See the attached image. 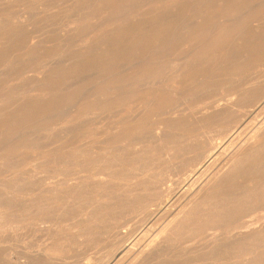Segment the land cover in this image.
Here are the masks:
<instances>
[{"label": "bare ground", "instance_id": "obj_1", "mask_svg": "<svg viewBox=\"0 0 264 264\" xmlns=\"http://www.w3.org/2000/svg\"><path fill=\"white\" fill-rule=\"evenodd\" d=\"M72 2V6L69 9L70 14L76 13L78 17H81L80 15L82 14L85 15V17L88 16V19L91 18V25L93 24L91 30L93 31L91 32L90 30L89 32L86 30L89 34L84 39H80V50H78L74 56L64 57L63 63L60 66L49 67V64L51 63H47L49 69L46 70L44 68L46 71L44 70L45 73L43 74L44 76L42 75L43 78L39 79V76H37L39 80L36 83V89L31 88L34 86H30V89L26 87L27 90L24 88L23 92H21L22 89L21 91H18L19 93L16 91L17 96L9 99L13 96L11 94H13L12 92L14 91H12L10 93L11 97L9 96L8 98L9 100L5 99L0 92V121L3 120V122H0V127L3 126L2 128H4L9 125L16 118L17 114H19V116L23 115L24 117H29L31 108L37 107L38 104L40 105V98L47 102L48 98L55 96V93L62 89V84V86L65 84L66 89L67 80L69 81L72 79L76 70L85 72L92 69L94 71V67L102 65L103 63L105 64V62L109 63L113 61L112 64L116 62L119 64V61L117 60L127 59L125 63L121 64V67L119 66L120 68L118 67L119 71L122 72L121 77H115L118 75L116 72V75L114 76L115 78H113L114 72L111 71V69L113 70V68H111L113 65L110 64L111 66L107 67L109 71L105 67L107 72L105 74L106 76L104 74L105 77L101 75L103 78H107L106 81H109L106 83L105 88H103V86H101L100 89L96 88L106 82L103 78L104 82L102 81L99 86L96 82L94 83L93 80L90 84H96L95 86H92V84L91 86L90 84L87 86L84 85L85 87L80 89V96H77L75 100L73 99L69 103L64 104L65 110L63 109V113H66V117L64 118L65 121L60 125L64 128L63 133H65V136H68V133H71V130L68 132L70 128L69 123L73 122V119L78 118L79 120L81 119L80 121L78 120V123L80 124L82 118L79 117L89 115L85 108H93V111H91L90 114L98 116V118L95 117L98 122L99 118L102 119L100 115L104 113L103 111L106 107L105 102L112 101L111 103L115 106L112 109L116 113L120 114L121 112L120 115L122 116H120L121 118L119 117L120 119L117 118L118 120L113 121L112 129L115 131L120 129V131L115 136H104V139L94 141H87L83 134H78L80 138L77 143H75V141L71 142L70 140L72 139L70 138V140L64 141L59 146L50 144V146H41V149L37 151L32 150L33 152H31L30 150L28 153L26 151L24 153V155L27 153L25 158L23 160L22 158L19 159L20 164L17 162L18 157H15L16 159L14 158L11 161L9 160L10 162L16 160L15 162L18 163L17 165H19V169H15L13 165H9L10 163L8 164L6 160L17 155L12 154L13 151L19 149L26 150L28 148L27 142L23 143V140L27 136L29 137V135L31 136V134H34L35 132L33 131L35 130L29 128L26 125V122L21 124L20 127H11L12 130L11 133H9L10 135L8 137L4 136L3 139H0V170L4 174V178L0 180V234L2 235L9 230L11 232L14 230V232L17 231L18 233L17 229L26 225L27 227L28 225H33L38 230L45 231L48 235L50 234L53 237L58 235L56 243H53L52 245L49 244L50 246L46 247L43 246L42 250L40 248L38 256L27 257L28 259H25L24 261H22L23 259L15 260L12 256H8L9 250L3 249L0 245V264H46L48 259L50 260H48V264L49 262H52L53 264V261L56 260L53 258L63 251L62 249H64L63 247L66 245L64 242H68L70 239L68 238L70 232L64 233V231H62L65 230V227H63L62 224L63 222L66 223V221H69L70 219L71 223L70 225L67 224L68 226L66 227L73 230V235L71 236H74V238L77 239L84 237L85 239V236L88 238L89 236L92 237V234L97 232L99 234V232L109 227L108 225L112 226V224L116 223L117 221H113V219L118 217L116 214L118 215L119 212H127V214H129L128 211H142L145 214V218H149L150 214L151 216L153 215L152 213L154 211H151V207L154 205L158 206L157 212H155L157 215H154L158 222L163 217L165 218V221L159 226L160 228L158 227L159 229L157 233H154L152 236L153 238L142 248L137 247L138 245L140 247V244H138L140 239H138V243L136 240L138 237H135L136 239L132 237L136 240L132 245H130L132 240L129 245H124L126 235H121L117 241L114 240L115 243H113L111 247L112 249L109 252L107 251L110 260L112 257V260H115L114 262L116 264H120V262L129 258H131L130 264H264V213L261 217L259 216L263 219V224L260 226H252L249 224V220L245 219L252 210L259 208L264 211V116H262L263 113H259V111L264 112V81H259V79L257 80L255 78L257 81H252L253 83L251 82L249 86L246 85V87L244 84L245 87L242 86V89H239L240 93H238L240 96H238L239 98L237 97L238 100L236 102L230 103L229 99L231 97L227 100V103L225 102V105L223 102L219 104H217V102L212 107V111H209L206 114L203 113L199 118L195 117V119L190 121L186 119L188 120L186 121L183 118L180 119L181 117L178 118L174 116L176 119L171 117L174 120H169L170 123L169 121L157 122L156 127L153 130V132H155L153 133L154 138L152 139L145 136V133L143 134V132H140L143 135H138L136 136L137 138H135V141H130V138L125 134L126 130L121 129L127 126L126 124L129 121L134 122L136 120L137 124L134 128L136 131H140L139 129L143 126V124H141L143 116L148 108H151L152 115L159 114L162 106L159 103H156V94L161 95L163 92H167L170 96L179 97L187 91L191 92L192 90L205 85L210 80L209 77L212 76L213 73H216L220 77L222 76L224 79H234L240 74V71H244V68L246 69L244 64L247 62L249 67L251 66L253 68L255 64L256 66L259 64L258 67H261V65L264 64H261V62H264V23L258 22L257 25L252 26L251 22L252 29L250 33H247L248 35L246 37L245 34L244 36L238 34L239 32L235 34L233 39L230 40V44H226L228 45L226 47L228 50L218 49L215 51V49L211 48L206 49L203 48V42L206 40L207 43V38L209 39V36L212 38L213 35L214 37L217 36L218 38H222L225 35V28L227 27L222 26L219 28L218 25L227 24L229 22H234V24H236L238 20L240 21V18L248 14L253 7L255 8L256 5L263 4L264 0H184L182 3H180V0H173V2L170 0L169 2L168 0H158L156 5L155 1L154 3H151L154 4V7H151L154 9L145 12L147 8L143 10L144 8L142 7V11L144 12L138 11L135 14V16H137V14L141 12L144 14L143 18L140 17V13L138 14L140 18L138 16L130 18L129 16L128 21L124 20L125 23L123 21L122 24L110 27H108V22L113 19L108 15L113 11L117 12L124 3L115 4L117 2L116 0H72ZM120 4L122 5L121 7L119 6ZM37 5L35 4L36 7ZM46 5L45 8L48 6ZM116 5H118L119 8H117ZM126 6L124 9H127L130 4L127 7ZM42 8H39V12ZM1 9H3V6ZM37 10H35V13L32 11L34 15H41L36 12ZM46 11L47 9L45 12ZM48 11L46 13H48ZM21 13H18V16L16 15L18 17L17 23L27 28L26 22L22 19L23 16H21ZM76 14H73V17L75 15L76 21L77 19L80 21V18H78ZM94 15L99 19L97 17V19H94V17L92 18ZM0 17L2 18V16ZM29 17H31V15ZM115 17L118 18L117 16ZM44 19L46 20V18ZM8 20L9 19H7V21ZM106 20L107 23H103ZM88 21L86 22L90 23V20ZM98 21L100 24V21H103L102 23L108 28L105 27L106 30L104 28L103 30L102 28L99 30L103 24L99 27ZM82 23L80 24L82 25ZM239 23L238 25L241 24ZM50 24L52 25V23ZM2 25L3 24L0 25V55L1 53H4L2 52L3 50L9 49L12 35H14L12 32H15L11 30V27L5 29ZM62 25H64V23ZM89 25L90 24L86 26ZM75 26L73 25L72 28H76ZM24 27L22 28L24 29ZM58 27H55L56 30H58ZM50 29L54 30V28ZM88 29L90 28L88 27ZM43 31L46 32L45 30ZM230 31L228 33H230ZM23 34L24 33L22 32L21 36ZM30 34L32 33L30 32ZM69 35L71 34L69 33ZM50 37L52 38V36ZM18 38L20 39V37ZM59 38L63 39L64 37L61 36ZM14 39L17 38L14 37ZM65 40L68 39L65 38ZM80 40H78V42ZM75 42L78 43L77 41ZM27 43L29 42L27 41ZM33 43L35 42L31 41V45ZM176 43H181L182 45H179L184 47L182 50L185 51L183 53L181 52V55H179L181 48H179V53L176 52L178 49H174V44ZM211 43L212 40L210 44ZM33 46H28L29 48H32L30 49L29 54H34L39 51L38 49L37 51L35 50V52ZM39 46L40 45L37 47ZM230 46H232V48H228ZM10 48L13 49L12 47ZM176 48H178V46ZM75 49L77 50L76 47ZM13 51L11 52L10 50V52H8L9 54H12V57H10L8 53L6 56L7 59L10 57L11 61L8 59L10 63L13 64L16 62L17 64V61H14L17 54L13 56ZM71 51L72 50H70V52ZM23 52H25V50ZM175 53L178 55L176 56ZM21 56L22 55H20V57ZM32 57L34 58V56ZM169 58L172 59H170L171 61L169 60L171 64L168 65L169 61H167V59ZM4 60L6 59L4 58ZM53 61L54 60L50 62ZM249 62H252V64L250 65ZM8 63L9 62H7V64ZM9 65L7 67L11 66ZM102 66L104 67V65ZM157 66L160 69L161 74L165 72L167 73V70H169L168 73L171 74L170 81L163 78L160 73L157 74L159 70L156 68ZM167 66H170V68L167 69ZM25 67L27 68V66ZM3 68L4 66L2 64V69ZM102 68H97L96 71ZM116 68L114 70H116ZM156 69L158 70L156 71ZM110 71L112 73H108ZM9 73L6 72V74ZM40 73L42 72L40 71ZM9 75V80H11V75H13V73L10 76ZM215 75L213 74V77ZM243 75L245 77V74ZM80 78L84 80V78ZM14 80L15 79L12 81ZM20 80L23 81L22 79ZM4 81H6V79ZM0 82H2V80H0ZM231 82L232 84L234 83L233 81ZM8 83L11 84L12 82L10 81ZM148 84L152 85L154 91L150 94H145L144 92L142 94V90L147 87ZM14 85L16 84L14 83ZM18 85L14 86V88H20ZM33 85L35 84L33 83ZM219 85H221L220 82ZM5 87L3 86L0 90L2 91ZM149 88L151 87L149 86ZM36 90L40 91L39 93L37 91L38 95L34 92ZM204 90H206V88ZM5 93L7 92L4 91V94ZM168 94L166 96H169ZM101 95L108 96V99L101 98ZM131 95L134 97L133 102L136 104L132 112H130L131 109H128L129 105L125 102L126 98ZM211 95L212 94L209 96ZM194 96L197 98V95ZM215 98L217 97L215 96ZM49 101L52 102L51 100ZM207 101L204 103H207ZM207 104H210V102ZM89 105H91V107ZM248 107L253 108L247 110ZM81 108H83V110H81ZM37 109L35 111H37ZM109 109L110 111H113L111 108ZM61 110L62 108L60 111ZM55 113L58 114V112L53 113L54 117ZM162 113L160 114L162 115ZM49 114L51 115V112ZM111 114L114 115L113 112ZM8 115L10 116V119L7 118ZM60 115H62V113ZM260 115L262 116L261 118ZM23 116L21 119H23ZM52 116H50V120ZM86 117L88 118V116ZM47 119H49V116ZM60 120L62 121V119ZM186 122H190V126L188 125L189 123ZM53 123L56 122L53 121ZM56 124L57 126L59 125L58 123ZM215 124L222 127L217 136L218 138H221L222 142L220 141L217 144L215 143L217 137L214 135L208 136V134H211L212 132L208 129L205 130V128L211 127L212 125L215 126ZM233 124H236L233 126L234 130L230 128ZM57 126H51V128L49 127L46 131L53 133ZM231 130L232 133L229 134V131ZM40 131L41 130L39 129V133ZM144 131L146 132V129H144ZM39 133L37 135H40ZM1 134H3V132ZM4 134L7 135V133ZM150 134L151 133L148 135L150 136ZM202 135L208 136L207 141L204 143L199 141L200 136ZM90 142L97 143V145L94 146L92 144L91 146ZM46 143L48 144V142ZM8 154L13 155V157H10ZM183 155H189L188 157L190 159L185 157L188 162H184V159L181 158L184 162H182V164H187L185 165V169H183L185 170L182 175L183 179L176 180L179 185L184 182V186H181L180 189L181 192L178 188L177 191L175 190L176 188L173 187L162 188V184L166 180V177H159L162 172H165L162 170L163 164L160 165V161L165 163L169 162V164L171 162L170 165L172 168L175 160ZM181 161L182 160H180V162ZM169 164H167V166H169ZM180 164L181 163L178 162L174 165H176L175 167L180 168ZM182 167L184 168V165ZM96 168H98L100 172H92L93 169ZM179 168L177 170L180 172L181 169L179 170ZM178 171L174 170L173 172ZM163 177L165 180L162 179ZM182 195L184 199H186V202L178 208L177 201ZM167 197H171L173 202L163 207L162 204ZM134 216L136 217V215ZM48 222H50L49 225ZM109 222H112V224ZM146 222L148 223V221ZM115 225L117 226V224ZM144 228L146 229L147 227ZM151 230H153V228ZM104 231L106 234V230ZM202 234L209 235L210 240L206 243L201 252H196L195 248L191 249V251L187 248L185 250L187 255L185 254V257L181 255L184 257L182 258L183 260L179 258L176 259L178 251L175 250V246L178 241L180 243V241L184 239L188 240L191 236H202ZM118 235L120 236V234ZM2 240L3 236H0V244ZM28 250L30 251V249ZM190 252L193 254L191 255ZM79 255L81 256V254ZM177 260H181V262L179 261V263Z\"/></svg>", "mask_w": 264, "mask_h": 264}, {"label": "rangeland", "instance_id": "obj_2", "mask_svg": "<svg viewBox=\"0 0 264 264\" xmlns=\"http://www.w3.org/2000/svg\"><path fill=\"white\" fill-rule=\"evenodd\" d=\"M22 1V2H21ZM28 1H30V2H28ZM40 1V2H39ZM42 1V2H41ZM113 1H115V0H113ZM117 2L115 3V4H118V3H121V4H123V6L120 4L119 6L121 7V8H119V6L118 5H116L117 6V8H119L118 10H117V12H111V14H109L108 16L109 17H111L113 20L112 21H110V22H108V27H110V26H116V25H119V24H122V22L125 20V21H128L129 20V16H130V18H134V17H139V15L138 14H140L141 12H139L138 14H137V16H135V14L138 12V11H142V9L143 10H145L146 8L148 9H146L145 10V12L146 11H149L150 9H154V8H151V7H154V4H151V3H154V1H155V5H156V3H157V1L156 0H116ZM125 1V2H124ZM143 1V2H142ZM171 2H173V0H170ZM177 1H179V0H177ZM184 0H180V3H182ZM186 1V0H185ZM25 2V3H24ZM37 2V3H36ZM150 2V3H149ZM168 2H169V0H168ZM10 3V4H9ZM11 3H13V4H11ZM19 3V4H18ZM44 3H46V4H44ZM50 5H49V4ZM54 3V4H53ZM72 0H36V1H34V0H0V16H2V18H3V21H2V18L0 17V25L1 24H3L2 25V27L3 28H9V27H11V30H13V31H15V32H12V34H14V35H12V39H11V42H10V47H12L13 49H11L10 47H9V49L11 50V52L13 51V56H15L16 54V59L14 60V61H17V64H16V62L15 63H10V57H12L11 55V53L9 54L8 52H10V50L9 49H7V50H9V51H7V50H3L2 52H4L3 54L1 53V55H0V68H1V70H0V73L2 74H0V80H2V82H0L1 84V88L0 89H2L3 88V86L5 87V86H7L8 88H10V89H8L7 87H5L2 91L0 90V92L3 94V97L5 98V99H8L9 98V96H10V93L12 92V91H14V92H12L13 94H11V95H13L11 98H9V99H12L13 97H15V96H17L16 95V93L18 92V91H21V89H22V91L21 92H23V90H24V88L26 89V87L27 88H29L30 89V86H34V87H31L32 89H36L35 88V86H36V83L38 82V80L39 79H41V78H43L42 77V75L45 73L44 72V70L46 69H49V67H53V66H60L62 63H63V60H64V57H71V56H74L76 53H77V51L78 50H80V43H81V40L82 39H84L85 37H87L88 36V34H89V32H90V30L92 29V26H93V24L91 25V21H92V19L91 18H89L88 19V16H86L85 17V15H80L81 17H78V15L76 14V13H73V14H76L77 15V17L78 18H80V21H79V19H77V21H76V16L74 15V17H73V14H70V7L72 6ZM129 3L130 4V6L127 8V9H124L125 8V6L127 5V4ZM35 4L37 5V7L35 6ZM40 4H41V6H40ZM44 4V5H43ZM128 4V5H129ZM10 5V6H9ZM12 5V6H11ZM31 5V6H30ZM45 5L47 6L46 8H45ZM53 5V6H52ZM127 5V6H128ZM132 5V6H131ZM2 6H3V9H1L2 8ZM9 7V8H7V7ZM17 6V7H16ZM20 6V7H19ZM39 6V7H38ZM42 6H43V8H42ZM126 6V7H127ZM134 6V7H133ZM15 7V8H14ZM19 7V8H18ZM26 7V8H25ZM143 7V8H142ZM39 8H42V10L39 12ZM123 8V9H122ZM8 9V10H7ZM20 9V10H19ZM27 9V10H26ZM38 9V10H37ZM47 9V11H48V13H46L45 12V10ZM129 9V10H128ZM141 9V10H140ZM256 9V10H255ZM12 12H11V11ZM35 10H37L36 12L37 13H39V14H41V15H38V14H35L34 15V13H35ZM73 10H75V9H73ZM122 10V11H121ZM5 13H4V12ZM7 11V12H6ZM14 11V12H13ZM19 11V12H18ZM23 12V13H21V12ZM26 11V12H25ZM34 13H33V12ZM27 12H28V14H27ZM31 12V13H30ZM52 12V13H51ZM75 12V11H74ZM142 12H144V11H142ZM18 13L20 14H22L21 16H26V17H24V18H27V16H28V18L27 19H24L23 17H22V19L24 20V22H26V25H27V28L26 27H24L23 25H19L18 23H17V16H18ZM29 13H30V15H31V17H29L30 15H29ZM15 14V15H14ZM25 14V15H24ZM50 15V16H48V15ZM69 14V15H68ZM118 14V15H117ZM249 14V15H248ZM248 14H246L245 16H243L242 18H240V21L238 20V22L236 23V24H234V22H229V23H225V24H222V25H218L219 26V28L220 27H222V26H225V27H227V28H225L226 29V31H225V35L222 37V38H218L217 36L216 37H214V35L212 36V38L209 36V39L207 38V43H206V40L202 43L203 44V48H206V49H208V48H211V49H215V51H217L218 49L219 50H221V49H224V50H228L226 47L230 44V40H232L233 39V37L235 36V34H237L238 32V34H241V35H243L244 36V34H245V37L250 33V31H251V29H252V27H251V24H252V26H255V25H257L258 24V22H261V23H264V3L263 4H258V5H256L255 6V8L253 7L252 8V10H250L249 11V13ZM17 15V16H16ZM34 15V16H33ZM37 15V16H36ZM48 17H47V16ZM52 15V16H51ZM97 15V14H96ZM127 15V16H126ZM134 15V16H133ZM141 15H143V16H141ZM20 16V15H19ZM39 16H41V17H39ZM64 16V17H63ZM83 16V17H82ZM115 16H117L118 18H114ZM132 16V17H131ZM10 17V18H9ZM33 17V18H32ZM65 17H67V18H65ZM94 17V19H97L98 17L97 16H92V18ZM97 17V18H96ZM126 17H128V18H126ZM140 17H144V14L143 13H141L140 14ZM139 17V18H140ZM9 19L8 21H7V19ZM12 18V19H11ZM30 18V19H29ZM31 18H32V20H31ZM37 18V19H36ZM43 18V19H42ZM44 18H46V20L44 19ZM48 18V19H47ZM54 18V19H53ZM70 18V19H69ZM83 18V19H82ZM85 18V19H84ZM141 18V19H142ZM244 18V19H243ZM53 19V20H52ZM68 19V20H67ZM82 19V20H81ZM99 19V18H98ZM243 19V20H242ZM262 19V20H261ZM5 20H6V22H5ZM25 20H27V21H25ZM31 20V21H30ZM48 20V21H47ZM50 20V21H49ZM51 20H52V22H51ZM72 20V21H71ZM84 20H86V21H88V20H90V23H88V22H86V21H84ZM252 20V21H251ZM253 20H254V22H253ZM11 21H12V23H11ZM34 21V22H33ZM36 21V22H35ZM43 21H47V22H43ZM57 22V24H56V22ZM60 21V22H59ZM63 21V22H62ZM75 21H76V23H75ZM93 21H97V20H93ZM125 21H124V23H125ZM34 24H33V23ZM39 22V23H38ZM68 22V23H67ZM83 22V23H82ZM85 22H86V24H85ZM101 22V24H103V23H107V20L105 21V22H103V21H100ZM103 22V23H102ZM241 24H240V23ZM252 22V23H251ZM6 23V24H5ZM9 23V24H8ZM36 23V24H35ZM50 23H52V25L50 24ZM58 23H60V24H58ZM64 23V25H62ZM80 23H82V25L80 24ZM98 23H99V21H98ZM115 23V24H114ZM238 23L240 24V25H238ZM247 23V24H246ZM251 23V24H250ZM4 24H5V26H4ZM28 24H29V27H28ZM45 24V25H44ZM65 24H66V26H65ZM88 24H90L89 26H86V25H88ZM100 23H99V27H100V25H101ZM11 25V26H10ZM60 25V26H59ZM62 25V26H61ZM75 26L76 28H72V26ZM229 25V26H228ZM233 25H235V26H233ZM14 26V27H13ZM36 26V27H35ZM38 26H40V27H38ZM57 28L58 26L60 27H58V30H56V28ZM91 26V27H90ZM104 26V27H103ZM232 26V27H231ZM22 27H24V29L22 28ZM44 27V28H43ZM63 27V28H62ZM72 29H71V28ZM88 27L90 28V29H88ZM105 27L106 28H108L106 25H102L100 28H99V30L102 28V30H103V28L105 29ZM229 27H230V29H231V31H230V29H229ZM236 27H238V28H236ZM13 28V29H12ZM23 30H22V29ZM34 28V29H33ZM36 28H37V31H36ZM39 28V29H38ZM43 28V29H42ZM45 28H47V29H45ZM50 28H54V30L53 29H50ZM64 28H65V30H64ZM69 28H70V30H69ZM27 29V30H26ZM31 29H32V31H31ZM68 29V30H67ZM17 30V31H16ZM19 30V31H18ZM26 30V31H25ZM29 30V31H28ZM33 30H34V32H33ZM43 30H45L46 32H44ZM81 32H80V31ZM86 30H88V31H86ZM101 30V31H102ZM106 30V29H105ZM241 30V31H240ZM28 31V32H27ZM39 31V32H38ZM50 31V32H49ZM62 31V32H61ZM68 33H67V32ZM70 31V32H69ZM93 30H91V32H92ZM230 31V33H228ZM245 31V32H244ZM24 33L22 36H21V33ZM30 32L33 34H30ZM40 32H41V34H40ZM59 32V33H58ZM243 34H242V33ZM19 33V34H18ZM46 33V34H45ZM66 33H67V35H66ZM69 33L72 35H69ZM75 33H77V34H75ZM248 33V34H247ZM48 34V35H47ZM18 35H20V36H18ZM52 36V38H53V40H52V38L50 37V36ZM63 35H66V36H63ZM74 35V36H73ZM15 38H17V39H14V37ZM34 36V37H33ZM39 36V37H38ZM43 36V37H42ZM64 37L63 39L62 38H59V37ZM18 37H20V39L18 38ZM36 37V38H35ZM56 39H55V38ZM69 37V38H68ZM75 37V38H74ZM27 38V39H26ZM32 38H34V39H32ZM41 38V39H40ZM51 40H50V39ZM58 38H59V40H58ZM65 38L66 39H68V40H65ZM15 40V42H14V40ZM43 39V40H42ZM72 39V40H71ZM81 39V40H80ZM212 40V43L210 44V42H211V40ZM22 40V41H21ZM26 40V41H25ZM36 40V41H35ZM55 40V41H54ZM62 40V41H61ZM65 40V41H64ZM78 40H80L79 42H78ZM224 40V41H223ZM12 41H13V43H12ZM27 41L29 42V43H27ZM31 41L32 42H35V43H33L34 44V46H33V44L31 45ZM38 41H40V42H38ZM59 41V42H58ZM75 41H77L78 43H76ZM18 42V43H17ZM38 42V43H37ZM48 42V43H47ZM68 42H70V43H68ZM208 42H209V44H208ZM219 42V43H218ZM54 43V44H53ZM56 43V44H55ZM206 43V44H205ZM229 43V44H228ZM17 44H19V45H17ZM28 44V45H27ZM40 45L39 47H37L38 45ZM70 46H69V45ZM77 44V45H76ZM178 44V45H177ZM179 44H181V43H176V44H174V49H178L176 52L177 53H179V51H180V49L179 48H181V51H180V54L179 55H181L184 51L182 50V49H184V47L182 46L181 47V45H179ZM217 44H219V45H217ZM226 44H228V45H226ZM12 45V46H11ZM17 47H16V46ZM22 45V46H21ZM46 45V46H45ZM178 46V48H176L177 46ZM19 46V47H18ZM28 46H33L34 47V51L36 50H38L39 49V51L37 52V53H34V54H29V51H30V49H32L31 47L29 48ZM16 47V48H15ZM46 47H48V48H46ZM75 47L77 48V50L75 49ZM215 47V48H214ZM22 48H24V49H22ZM64 48V49H63ZM228 48H232V46H230V47H228ZM15 49H17V50H15ZM42 49V50H41ZM25 50V52H23ZM56 50V51H55ZM70 50H72L71 52H70ZM76 50V51H75ZM19 51H21V52H19ZM33 51V52H34ZM35 51V52H36ZM59 51V52H58ZM42 52V53H41ZM47 52V53H46ZM53 54H52V53ZM182 52V53H181ZM7 53L10 55V57L7 59ZM41 53V54H40ZM62 53V54H61ZM67 53V54H66ZM177 53H175V55L177 56L178 54ZM4 54H5V56H4ZM22 55L23 56V54H24V56L22 57H20V55ZM27 54V55H26ZM60 54V55H59ZM57 55V56H56ZM4 56V57H3ZM31 56V57H30ZM32 56H34V58L32 57ZM44 56V57H43ZM25 57H26V59H25ZM28 57H30V58H28ZM46 57V58H45ZM50 57V58H49ZM4 58L6 59V60H4ZM22 58V59H21ZM29 60H28V59ZM19 59V60H18ZM50 59H52V60H54L53 62H50V61H52V60H50ZM170 59H172V58H169V59H167V61H169ZM8 60V61H7ZM22 60V61H21ZM37 60V61H36ZM38 60H39V62H38ZM47 60V61H46ZM126 60L127 59H122V60H117V61H119V64H118V62H116V63H114V64H112L113 63V61L112 62H105V64L103 63L102 65H104V67L102 66V65H99V66H96V67H94V71L98 74V79H97V74L93 71H91V70H89V71H82V72H80L79 70H76V72H74V74H73V77H72V79H70L69 81L67 80V87H66V89H65V84H64V86H62L61 85V87H62V89L61 90H59L57 93H55V96H51V98H48L47 99V102H45V100H42L41 98H40V105L38 104L37 105V107H32L31 108V110H30V112H29V117L28 116H26V117H24L23 115V119H21V115L19 116V114H17V116H16V120L14 119L9 125H7L6 127H4V128H2V127H0V128H2V129H0V132H1V130H2V132H3V134L4 133H7V135H3V134H1L0 133V139H3L4 138V136L6 137H8L10 134L9 133H11V130H12V128L11 127H13V128H15V127H20V125L21 124H23V123H26L27 122V126L29 127V128H32V130H35V131H33V132H35L34 134H31V136L29 135V137L27 136L22 142L23 143H25V142H27V144H28V148L26 149V150H17V151H13L12 152V154H17V155H15L14 157H13V155H11V154H8V155H10V157H13V158H8L6 161H7V163L9 164V165H13L14 167H15V169L17 168V169H19V165H17L18 163H19V159L20 158H22V160L25 158V155L28 153V151H30L31 150V152H33V151H37V150H39V149H41L40 147L41 146H50V144H53V145H55V146H59L60 144H62L64 141H66V140H70V138L72 139V140H70L71 142H73V141H75V143H77L78 142V139L80 138V136L79 135H84V138L86 137V140L87 141H94V140H101V139H104V136L105 137H107V136H109V135H112V136H115L119 131H120V129L119 130H117V131H115L114 129H112L113 128V121H115V120H118V119H120L122 116L120 115L121 114V112H120V114L119 113H116V112H114V110L112 109V108H114L115 106H113V103H111L112 101L111 100H109V101H111V102H105V104H106V107L104 108V113L103 114H101L100 116L102 117V119L101 118H99V120H98V122H97V119L96 118H98V116H93L92 114H90V112L91 111H93V108H85V110H87V112L89 113V115H86V116H88V118L86 117V116H82V117H79V118H82V121L80 122V124L78 123V118H75V119H73V122H71V123H69V125H70V128H69V130H68V132L70 131L71 133H68V136H65V133H63V130H64V128H62L60 125H62V123L65 121V117H66V113L64 114L63 113V109H64V107H65V105L64 104H66V103H69L71 100H75V98L77 97V96H80L81 95V93H80V89L82 88V87H85V86H87V85H89L90 84V82H92L93 80H94V83L96 82V84L99 86L101 83H102V81H103V79L106 81L107 80V78H103V77H105L106 75V68L108 67V66H111L110 64H112L113 66L111 67V68H113V70L111 69V71H113L114 72V75H113V78H115V77H121L122 76V72H120L119 71V68L121 67V64L122 63H125L126 62ZM9 62L8 64H7V62ZM116 61V60H115ZM121 61H123V62H121ZM171 61V60H170ZM168 62V65L169 64H171V62ZM23 62V63H22ZM29 62V63H28ZM31 62H33V63H31ZM35 62V63H34ZM51 63V64H49V63ZM59 62V63H58ZM121 62V63H120ZM27 63V64H26ZM49 64V67H47L48 66V64ZM248 63V62H247ZM247 63L246 64H244L245 66L244 67H246V69L244 68V71H240V74L236 77V78H234V79H230V78H226V79H224V78H222V76L220 77V76H218L216 73H213L215 76L214 77H216V78H214L213 77V74H212V76H210L209 77V79L211 80H209L205 85H203V86H201V87H199V88H197V89H194V90H192L191 92L190 91H187L188 92V94H187V92H185L184 94H182V95H180L179 97L177 96V97H173V96H170L167 92H163V94H161V95H157L156 94V96H157V102L156 103H159L162 107H161V110H160V112H159V114H157V115H152L151 114V108H148L147 110H146V112H145V115L143 116V121H142V123L141 124H143V126L139 129L140 131H136L135 130V126H136V124H137V122H136V120L134 121V122H132V121H129L126 125L127 126H125L124 128H121L122 130H126V133L125 134H127V137L128 138H130L129 140L131 141H135L136 139L135 138H137L136 136H138V135H143L144 133H145V136H148L150 139H152V138H154L153 136V133H155V132H153V130H154V128L156 127V124H157V122H160V121H164V122H168L169 120L170 121H173L174 119H172L171 117H181L180 119H188L189 121L190 120H193V119H195V117L197 118H199V116L201 117V115L204 113V114H206V113H208L209 111H212L213 109H212V107L214 106V104H216L217 102V104H219V103H224V105H225V102L227 103V100L229 99V101H230V103L231 102H236L237 100H238V96H240V92H239V89H242V86L243 87H245L246 85L247 86H249V84L253 81V82H255V81H257L258 79H259V81L261 80V81H264V67H263V65L264 64H262V63H264V62H261V67H258L259 66V64H258V66H256V64L255 63H253V64H255V66L252 68L251 66V68L249 67V64L247 65ZM250 63V65L252 64V62H249ZM2 64H3V66H4V68L2 69ZM12 66H10V65ZM14 64H16V65H14ZM23 64H25V65H23ZM29 64H30V66H29ZM42 64V65H41ZM44 64H45V66H44ZM116 64H118V65H116ZM10 66V67H7V66ZM35 65V66H34ZM20 66H22V67H20ZM25 66H27V68L28 69H30V70H28ZM30 68H29V67ZM32 66V67H31ZM103 68H102V67ZM120 66V67H119ZM171 66V65H170ZM170 66L168 67L167 66V69H169L170 68ZM253 66V65H252ZM7 68V70H6V68ZM18 67V68H17ZM24 67V68H23ZM37 67V68H36ZM106 67V68H105ZM117 67V68H116ZM119 67V68H118ZM248 67V68H247ZM10 68H12V69H10ZM45 68V69H44ZM97 68L99 69V68H102V69H100V70H98V71H96L97 70ZM105 68V69H104ZM116 68V70H114ZM156 68H158V66L156 67ZM263 68V69H262ZM34 69V70H33ZM159 69V68H158ZM158 69H156V71L158 70ZM11 70V71H10ZM19 70V71H18ZM43 70V71H42ZM45 70V71H46ZM107 70H108V68H107ZM10 73H9V72ZM15 71V72H14ZM40 71L42 72V73H40ZM109 71V70H108ZM108 72V73H112V72ZM6 72L7 73H9L10 75L13 73V75H11V80H9V77H8V75L9 74H6ZM85 74H84V73ZM99 72V73H98ZM117 72V74L118 75H116L115 73ZM119 72V73H118ZM169 72V70H167V73L165 72V73H163V74H161V72H160V69L158 70V72H157V74H161L162 75V77L163 78H165L166 80H168V81H170L171 80V74L170 73H168ZM20 75H19V74ZM24 73H26V74H24ZM78 73V74H77ZM121 73V74H120ZM16 74V75H15ZM23 74V75H22ZM41 74V75H40ZM76 74V75H75ZM95 74V75H94ZM105 76H104V75ZM156 74V75H157ZM170 74V75H169ZM243 74H245V77H244V75ZM9 75V76H10ZM19 75V76H18ZM92 75H93V77H92ZM101 75H103V77L101 76ZM116 75V76H115ZM120 75V76H119ZM168 75V76H167ZM242 75V76H241ZM31 76V77H30ZM33 76H35V77H33ZM37 76H39L38 78H37ZM44 76V75H43ZM88 76V77H87ZM90 76V77H89ZM115 76V77H114ZM218 76V77H217ZM247 76V77H246ZM263 76V77H262ZM2 77H4V78H2ZM7 77V78H6ZM17 77V78H16ZM75 77V78H74ZM80 77H82V78H84V80L83 79H81ZM96 77V78H95ZM101 77V78H100ZM167 77V78H166ZM211 77H212V79H211ZM239 77H244V78H239ZM26 78H27V80H26ZM37 80H36V79ZM103 78V79H102ZM219 78H222V79H224V80H222V79H219ZM239 78V79H238ZM257 80H256V79ZM6 79V81H4V80ZM13 79H15L14 81H12ZM16 79H18V80H16ZM20 79H22L23 81H21ZM33 79H34V81H33ZM75 79V80H74ZM76 79H77V81H76ZM101 79V80H100ZM230 79V80H229ZM241 79V80H240ZM20 80V81H19ZM81 80V81H80ZM86 80V81H85ZM98 80V81H97ZM12 82L11 84L10 83H8V82ZM18 81H19V83H18ZM24 81H26V82H24ZM31 81V82H30ZM80 81V82H79ZM224 81V82H223ZM231 81H233L234 83L232 84V82ZM242 81V82H241ZM4 82V83H3ZM6 82V83H5ZM29 82V83H28ZM72 82H74V83H72ZM84 82H85V84H84ZM104 82V81H103ZM107 82H109V81H106L105 83H102L99 87H96L97 89L99 88H101V86H103V88H105L106 87V83ZM219 82H220V84L221 85H219ZM241 84H240V83ZM252 82V83H253ZM14 83L16 84V85H14ZM32 83V84H31ZM33 83L35 84V85H33ZM69 83V84H68ZM99 83V84H98ZM3 84V85H2ZM6 84V85H5ZM19 84V85H18ZM23 84H26V85H23ZM30 84V85H29ZM92 84V86H95L93 83H91ZM91 84H90V86H91ZM244 84H245V86H244ZM18 85V87L20 86V88H17V87H15L14 88V86H17ZM85 85V86H84ZM12 86V87H11ZM24 86V87H23ZM149 86L151 87V88H149ZM211 86V87H210ZM246 86V87H247ZM21 87H23V88H21ZM14 88V89H13ZM17 88V89H16ZM64 88V89H63ZM76 88V89H75ZM95 88V87H94ZM95 88V89H96ZM102 88V89H103ZM206 88V90H204ZM7 89H8V91H7ZM20 89V90H19ZM83 89V88H82ZM145 89V90H144ZM143 90H142V94H143V92L145 93V94H150L152 91H154V88H152V85L151 84H148V86L147 87H145ZM208 89V90H207ZM209 89H212V90H209ZM27 90V89H26ZM25 90V91H26ZM77 90V91H76ZM4 91L5 92H7V93H5L4 94ZM17 91V92H16ZM37 91L38 90H36V91H34L35 93H36V95H38V93L40 92V91H38V93H37ZM202 91V92H201ZM209 91V92H208ZM237 91V92H236ZM9 92V93H8ZM69 92H71V93H69ZM204 92V93H203ZM212 92V93H211ZM213 92H214V94H213ZM239 92V93H238ZM0 93V94H1ZM19 93V92H18ZM196 93V94H195ZM206 93V94H205ZM208 93V94H207ZM236 93V94H235ZM169 95V96H166V95ZM191 94V95H190ZM210 94H212L211 96H209ZM238 94V95H237ZM7 95V96H6ZM194 95H197V98H196V96H194ZM204 97H203V96ZM205 95H207V96H205ZM232 95V96H231ZM2 96V95H1ZM6 96V97H5ZM166 96V97H165ZM188 96V97H187ZM201 96V97H200ZM215 96L217 97V98H215ZM3 97H2V99H3ZM101 98H106V100L108 99V96H104V95H101L100 96ZM129 97V98H128ZM127 98H126V100H125V102H126V104H128L129 106H128V109L130 110V112H132L133 111V109L135 108V106H136V104H135V102H133L134 101V97L131 95V96H128ZM164 97H165V99H164ZM171 97H173V98H171ZM184 97V98H183ZM190 97V98H189ZM194 97V98H193ZM204 99H203V98ZM235 97V98H234ZM238 97V98H237ZM186 98V99H185ZM209 98V99H208ZM234 98V99H233ZM8 99V100H9ZM62 99V100H61ZM164 99V100H163ZM183 99V100H182ZM184 99H185V101H184ZM188 99H190V100H188ZM192 99V100H191ZM193 99H194V102H193ZM203 99V100H202ZM215 99V100H214ZM231 99H232V101H231ZM49 100H51L52 102H50ZM207 100H209V101H207ZM211 100V101H210ZM183 101V102H182ZM187 101V102H186ZM207 101V103H209L210 102V104H207V103H204V102H206ZM6 102V101H5ZM200 102V103H199ZM7 103V102H6ZM111 103V104H110ZM173 103V104H172ZM177 103V104H176ZM180 103V104H179ZM44 104H46V105H44ZM133 104V105H132ZM177 106H176V105ZM191 104V105H190ZM197 104V105H196ZM200 104V105H199ZM203 106H202V105ZM43 105H44V108H43ZM55 105H56V107H55ZM195 105V106H194ZM40 108H39V107ZM48 106V107H47ZM90 107H91V105H89ZM134 106V107H133ZM175 106V107H174ZM192 106V107H191ZM198 106V107H197ZM54 107V108H53ZM58 107V108H57ZM149 107V106H148ZM187 107V108H189V109H185V108ZM39 110H38V109ZM62 108V110L60 111V109ZM109 108H111L113 111H110V109ZM168 110H167V109ZM170 108V109H169ZM193 108V109H192ZM253 107H248V109L247 110H249V109H252ZM37 109V111H35ZM208 109V110H207ZM40 110H42V111H40ZM65 110V109H64ZM81 110H83V108H81ZM129 110H128V112H129ZM164 110H166V111H164ZM164 113H162V112ZM175 111V112H174ZM33 112V113H32ZM42 112V113H41ZM45 112V113H44ZM51 112V115L49 114V113ZM54 112H58V114L57 113H55V117H54V114L53 113ZM62 113V115H60L61 113ZM64 112H66V111H64ZM113 112L114 113V115H112L111 113ZM129 112V113H130ZM174 112V113H173ZM193 112H194V114H195V116H194V114H193ZM197 112V113H196ZM39 113V114H38ZM40 113H41V115H40ZM160 113H162V115L160 114ZM201 113V114H200ZM259 113L261 114V113H263L262 114V116H264V112L262 111H259ZM49 114V115H48ZM57 114V115H56ZM198 116H197V115ZM49 116V119H47L48 118V116ZM53 115V116H52ZM112 115V116H111ZM50 116H52L51 117V120H50ZM58 118H57V117ZM121 116V117H120ZM261 115H260V118L262 117ZM28 117V118H27ZM44 117H47V118H44ZM54 117V118H53ZM62 117V118H61ZM96 117V118H95ZM120 117V118H119ZM174 117V118H175ZM7 118H9L10 119V116L8 115L7 116ZM26 118H27V120H26ZM85 118V119H84ZM118 118V119H117ZM150 118V119H149ZM168 118V119H167ZM172 120H171V119ZM18 119V120H17ZM60 119H62V121L60 120ZM64 119V120H63ZM104 119V120H103ZM167 119V120H166ZM176 119V118H175ZM21 120V121H20ZM81 120V119H80ZM79 120V121H80ZM87 120H89V121H87ZM130 120H132V119H130ZM157 120V121H156ZM188 120H186V121H188ZM16 121V122H15ZM21 122V123H19V122ZM53 121L54 122H56V123H58L59 125L57 126V124L56 123H53ZM58 121V122H57ZM60 121V122H59ZM170 121H169V123H170ZM0 122H3V120H1ZM52 122V123H51ZM86 122V123H85ZM14 123H19L18 125L17 124H14ZM40 123V124H39ZM132 123V124H131ZM135 123V124H134ZM186 123H189L188 125L190 126V122H186ZM53 124V125H52ZM131 124V125H130ZM57 126L55 129L56 130H54V132L53 133H49L50 131H46L49 127L51 128V126ZM234 125H236V124H233L232 125V127H230V128H232V130H234L233 129V126ZM5 126V125H4ZM10 126V127H9ZM81 126V127H80ZM133 126V127H132ZM154 126V127H153ZM41 127H42V129L43 128H45V129H43V131H42V129H41ZM61 127V128H60ZM127 127V128H126ZM132 127V128H131ZM6 128V129H5ZM189 128V127H188ZM221 126H218V125H216L215 124V126H211V127H207V128H205V130H210L211 132V134H208V136L209 135H214V136H218V133L221 131ZM9 131H8V130ZM39 129L41 130L40 131V133H39ZM144 129H146V132L144 131ZM150 129H152V130H150ZM37 130H38V132H37ZM108 130H111V131H108ZM132 130V131H131ZM143 130V131H142ZM148 130V131H147ZM214 130V131H213ZM217 130H218V132H217ZM232 130L231 131H229V134H231L232 133ZM6 131H8V132H6ZM56 132H58V133H56ZM140 132H143V134H141ZM40 134V135H37V134ZM49 133V134H48ZM60 133H62V134H60ZM149 133H151L150 134V136L148 135ZM51 134V135H50ZM69 134H70V136H69ZM79 134V135H78ZM102 134V135H101ZM48 135V136H47ZM64 135V136H63ZM208 136H206V135H202V136H200V139H199V141H201V142H206L207 141V137ZM48 137V138H47ZM74 137V138H73ZM147 137V138H148ZM228 137V136H227ZM28 138V139H27ZM48 140H46V139ZM56 138V139H55ZM97 138V139H96ZM218 138V137H217ZM216 138V140H215V143L217 144V143H219L220 141H221V138H218L217 139ZM134 139V140H133ZM46 140V141H45ZM51 140H52V142H51ZM2 141V140H1ZM129 141V142H130ZM46 142H48V144L46 143ZM222 142V141H221ZM91 143V144H90ZM89 144L92 146V144L95 146V145H97V143L95 144V143H93V142H90ZM219 145V144H218ZM38 147V148H37ZM33 150V151H32ZM20 151H22V152H20ZM24 151V152H23ZM27 151V153L24 155V153ZM20 156V157H19ZM184 156V157H183ZM183 156H179L176 160L179 162V163H181L180 165H181V167L179 168V170L181 169V171L179 172L177 169V167H175L176 165H174V164H176V163H178L176 160H175V162H174V164H173V167L171 168V162H170V164H169V162H161L160 161V165L161 164H163V166H162V170L163 171H165V172H162L160 175H159V177H162V176H164V177H166L165 179L167 180V182H166V180L164 179V177L162 178V179H164L165 181H164V183L162 184V188L164 187V189H165V187H167V188H169V187H173V188H176L175 190L177 191V188H178V190L180 191V189H181V186H184V182H183V184L181 183V185H179V184H177V182L178 181H176L177 179L179 180V179H183V177H182V175H183V171H185V170H183V169H185V165H187V164H182V162H183V159H184V162L186 161V158L189 156V155H183ZM17 158V162H15L16 160H14V162L12 161V162H10L11 160H13L14 158ZM186 157V158H185ZM15 158V159H16ZM181 158H183V159H181ZM189 158V157H188ZM190 159V158H189ZM189 159H187V160H189ZM10 160V161H9ZM180 160H182L181 162H180ZM21 162V161H20ZM183 162V163H184ZM186 162H188V161H186ZM14 164H16V165H14ZM20 164V163H19ZM167 164H169V166H170V169H169V166H167ZM180 165H177V166H180ZM184 165V168L182 167ZM187 167V166H186ZM168 168V169H167ZM172 169V170H171ZM178 171V172H173V171ZM92 172H100L99 171V169L98 168H96V169H93V171ZM171 174H170V173ZM173 172V173H172ZM190 172V171H189ZM188 172V173H189ZM175 173V174H174ZM180 173V174H179ZM163 174V175H162ZM178 174V175H177ZM172 175V176H171ZM182 178H181V177ZM169 177V178H168ZM178 177V178H177ZM180 177V178H179ZM4 178V174H3V172L0 170V180L1 179H3ZM97 178H99V177H97ZM96 178V179H97ZM173 183V184H172ZM168 184V185H167ZM172 184V185H171ZM178 185V186H177ZM166 188V189H167ZM181 192V191H180ZM171 197H167L166 199H165V202L162 204L163 205V207L164 206H167V205H169L170 203H172L173 201H172V198L170 199ZM181 200V201H180ZM167 202V203H166ZM186 202V199H184V197H183V195L181 196V197H179V200L177 201V205H178V208H179V206L181 207V205H183L184 203ZM166 204V205H165ZM154 207V208H153ZM156 208V209H155ZM151 211H154L152 214V216H151V214H150V219L148 220L147 218H145V214L141 211H137V212H129L128 211V213L129 214H127V212H119L118 213V215L116 214V216H118L117 218H114L113 219V221H117L116 223H114V224H112V222L110 223V224H112V226L111 225H108L109 227H107V228H105L104 230H106V234H105V231L103 230V231H101V232H99V234H98V232L97 233H94V234H92V237H90L89 236V238L87 237V236H85L86 238V241H85V239H84V237H82V238H74V236H71V235H73L72 233V231L73 230H70L68 227H66V226H68V225H70V223H71V220L69 219V221L67 220L66 221V223L65 222H63L62 224H63V227H65L64 229L65 230H62V231H64V233L65 232H67V233H69L70 232V234H68V238H70L69 240H68V242L67 241H65L64 242V244L66 243V245L64 246V244H63V248L66 250V252H65V250L64 249H62L63 251V253L62 252H60L58 255H56V257H54L53 259H56L55 261H53V260H51V261H53V264H116L113 260H112V257H111V260H110V256H109V254L107 253V251L109 252L112 248V245H113V243H115L114 242V240L115 241H117L118 239H119V237H121V235H126V239H125V241H124V245H129V243L131 242V240H132V243H130V245H132L133 244V242H136V240H137V243H138V239H140L139 240V243L138 244H140V247H139V245L137 246L138 248H142V247H144L148 242H149V240H151L153 237V235H154V233H157V231H158V229L160 228L159 226H161L162 225V223L165 221V218L163 219H160L159 220V222H158V220L156 219V215H157V213H155V212H157V209H158V206H152L151 207ZM256 210H259V211H256ZM136 213V214H135ZM139 213V214H138ZM263 213H264V211H262V210H260L259 208L258 209H255V210H252V212H250L249 214H248V216L245 218L246 220H249V224H251L252 226H260V225H262L263 224V219H261L260 217L263 215ZM156 214V215H155ZM255 214V215H254ZM131 215V216H130ZM134 215H136V217L134 216ZM155 215V216H154ZM123 216V217H122ZM154 216V217H153ZM167 216V215H166ZM165 216V217H166ZM254 216V217H253ZM260 216V217H259ZM141 217V218H140ZM68 218H69V216H68ZM168 218V217H167ZM143 219V220H142ZM169 219V218H168ZM120 220V221H119ZM138 220H140V221H138ZM152 220V221H151ZM260 220V221H259ZM126 221V222H125ZM142 221H144V222H142ZM146 221H148V223L146 222ZM151 221V222H150ZM156 223H155V222ZM252 221V222H251ZM138 222V223H137ZM140 222V223H139ZM137 223V224H136ZM142 223V224H141ZM144 223H146V224H144ZM258 223H260V224H258ZM50 224V222H48V225ZM68 224V225H67ZM115 224H117V226L115 225ZM140 226H139V225ZM255 224V225H254ZM258 224V225H257ZM135 225V226H134ZM128 226V227H127ZM143 228H142V227ZM152 226V227H151ZM154 226V227H153ZM144 227H147L146 229L144 228ZM150 227V228H149ZM159 227V228H158ZM22 228V229H21ZM20 229H17L18 230V233H17V231L16 232H14V230H13V232H11L10 230L9 231H7V232H5L4 234H0V236H3V240H2V242H1V247L3 248V249H7V250H9L8 252H9V255L8 256H12L13 257V259H15V260H22V261H24L25 259H28L27 257H35L36 255L38 256L39 255V253H40V248H41V250H42V247L44 246V247H46V246H50V245H52L53 243H56V239H57V236H55V237H53L52 235H48L45 231H41V230H38L37 228H35L33 225L31 226V225H28V227H27V225L26 226H24V227H21ZM31 228V229H30ZM153 228V230H151ZM25 229V230H24ZM139 229H140V231H139ZM147 229H149L150 231H152V232H150L149 230H147ZM19 230H21V231H19ZM109 230V231H108ZM135 230V231H134ZM156 230V231H155ZM23 231V232H22ZM134 231V232H133ZM138 231V232H137ZM147 231V232H146ZM154 231V232H153ZM11 232V233H10ZM30 232V233H29ZM133 232V233H132ZM138 234H137V233ZM14 233V234H13ZM104 233V234H103ZM138 235H136V234ZM148 233V234H147ZM16 234H18V235H16ZM23 234V235H22ZM24 234H25V236H24ZM40 234H43V235H40ZM46 234V235H45ZM118 234H120V236L118 235ZM133 234V235H132ZM134 234H135V236H134ZM206 234H209V233H206ZM206 234H202V236L201 235H199V236H194V237H190L188 240L187 239H184V240H182V241H180V243H179V241L177 242V244H176V246H175V250L176 251H178V254H176L177 256V258L176 259H182V258H184L186 255H187V253H186V249L188 248V250L190 249V251H191V249H196L195 251L196 252H198V251H202L203 249H204V247H205V245H206V243H208L209 242V240H210V238H209V235H206ZM211 234V233H210ZM147 235V236H146ZM12 236V237H11ZM18 236V237H17ZM22 236V237H21ZM24 236V237H23ZM118 236V237H117ZM145 236V237H144ZM41 237V238H40ZM100 237V238H99ZM132 237H138L136 240L134 239V238H132ZM210 237H211V235H210ZM20 238V239H19ZM22 238V239H21ZM48 238V239H47ZM74 238V239H73ZM92 238V239H91ZM97 238V239H96ZM208 238V239H207ZM73 240V242H72V240ZM76 239V240H75ZM84 239V240H83ZM95 239V240H94ZM103 239V240H102ZM134 239V240H133ZM200 239V240H199ZM79 240H80V243H79ZM96 240H97V242H96ZM191 240H192V242H191ZM193 240H194V243H193ZM197 240H198V242H197ZM206 240H207V242H206ZM71 242V243H70ZM76 242H77V244H76ZM201 242V243H200ZM202 242H203V244H202ZM74 243H75V245H74ZM185 243V244H184ZM193 243V244H192ZM27 244V245H26ZM29 244H31V245H29ZM50 244V245H49ZM96 244H98V245H96ZM36 245H37V247H36ZM96 245V246H95ZM186 245V246H185ZM25 246V247H24ZM27 246V247H26ZM39 246V247H38ZM23 247V248H22ZM67 247V248H66ZM78 247V248H77ZM193 247V248H192ZM196 247H199V248H196ZM32 248H33V250H32ZM80 248V249H79ZM185 248V249H184ZM202 248V249H201ZM25 249V250H24ZM28 249H30V251L28 250ZM39 249V250H38ZM109 249V250H108ZM187 250V251H188ZM19 251V252H18ZM78 251V252H77ZM84 253H83V252ZM75 252V253H74ZM76 252H77V254H76ZM89 252V253H88ZM195 252V253H196ZM12 253V254H11ZM83 253V254H82ZM22 254V255H21ZM79 254H81V256L79 255ZM180 254V255H179ZM186 254V255H185ZM190 254H191V252H190ZM193 254V253H192ZM191 254V255H192ZM14 255V256H13ZM73 255V256H72ZM178 255H179V257H178ZM181 255H185L184 257L183 256H181ZM223 255H225V254H223ZM72 256V257H71ZM106 257V259H105V257ZM180 256H181V258H180ZM226 256V255H225ZM228 256V255H227ZM66 257V258H65ZM107 257H108V259H107ZM193 257V256H192ZM19 258V259H18ZM57 258H59V259H57ZM65 258V259H64ZM190 258H191V256H190ZM50 259H52V258H50ZM49 260V259H48ZM48 260H47V262H46V264H48ZM99 260H101V261H99ZM183 260V259H182ZM50 261V260H49ZM107 261V262H106ZM178 261V260H177ZM180 262H181V260H179ZM178 261V262H179ZM227 261H228V259H227ZM54 262H56V263H54ZM100 262V263H99ZM130 262H131V258H129V259H126L125 261H122V262H120V264H130ZM179 262V263H180ZM52 264V262H49V264ZM117 264H119V263H117Z\"/></svg>", "mask_w": 264, "mask_h": 264}]
</instances>
